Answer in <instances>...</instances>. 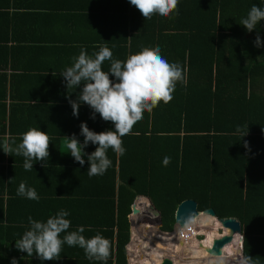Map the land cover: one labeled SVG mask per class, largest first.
I'll use <instances>...</instances> for the list:
<instances>
[{
	"label": "trees",
	"instance_id": "obj_1",
	"mask_svg": "<svg viewBox=\"0 0 264 264\" xmlns=\"http://www.w3.org/2000/svg\"><path fill=\"white\" fill-rule=\"evenodd\" d=\"M126 2L122 23L131 42L126 58L159 47L169 63L182 67L184 78L176 83L169 103L145 111L131 134L122 137V183H117L113 171L110 194L118 198H108L110 214L100 224L111 243L105 263L127 264L129 215L141 194L162 213L165 232L172 231L175 212L188 199L198 203L200 212L214 209L218 218L238 219L244 231L243 254L250 255L254 264H264V95L259 93L264 91V46L254 45L257 35L264 45V20L252 32L240 24L253 5L264 8V0H179L170 15L148 20L130 0ZM12 63L5 46H0V68H14ZM260 84L263 88H256ZM165 157H170L167 166ZM84 159V165L77 162V170L87 164V155ZM63 160L66 165L69 159ZM72 176L83 180L81 175ZM2 181L0 264H11L13 258L18 264H50L15 247L30 224L23 226L26 222L18 219L17 210L4 212L18 195ZM51 182L44 185L50 187ZM4 194L10 200L7 208ZM39 195L41 203L51 197Z\"/></svg>",
	"mask_w": 264,
	"mask_h": 264
},
{
	"label": "crops",
	"instance_id": "obj_2",
	"mask_svg": "<svg viewBox=\"0 0 264 264\" xmlns=\"http://www.w3.org/2000/svg\"><path fill=\"white\" fill-rule=\"evenodd\" d=\"M127 6L129 5L126 0H0V39L5 41L0 46H5L12 62H15L12 63L14 68L11 65L0 68V139L8 134L19 143L21 134L32 127L46 132L50 138L49 157L45 161H33L32 170L24 169L22 155L11 156L0 149L2 182L11 185L16 193L19 184L25 182L28 187L35 188L38 195L51 194L46 203L18 195L17 205L14 204L15 201L10 209L4 210L5 213L17 210L18 219L26 222L23 226L30 224L29 217L46 221L64 209L70 213L67 217L71 222L69 231L84 226L83 235L86 238L100 234L110 241L106 236V229L100 227V224L107 222L110 214L107 210L110 208L106 204L108 198H112V201H117L118 198L117 194H110V187L113 186V171L118 177L117 183H122L120 156L108 149L111 166L104 175L89 177L88 161L82 171L77 170V161L68 154L69 141L66 137L75 134L83 144L84 137L80 135L82 122H86L89 129L97 133L114 130L112 122L104 121L99 113H95V119L91 118L93 110L87 104H81L78 117L74 116L69 99L75 100L83 85L77 89H67L61 73L72 65L73 57H77L81 49L86 50L89 56H94L101 46H107L113 53V59H127L125 50L130 47L131 42L122 23ZM110 63L106 60L102 69L108 71ZM110 78L115 80L114 77ZM256 88L261 89L263 86L260 84ZM259 93L264 95L263 89ZM12 112L15 129L13 132L10 127ZM97 146L90 142L84 152L91 154ZM64 157L69 159L66 160V165ZM72 175H81L83 180ZM49 181H52L50 187L45 186ZM117 183L115 182L116 187L113 189L118 188ZM60 193L63 197L59 196ZM39 197L42 200L41 195ZM7 198L4 197V208L10 203ZM142 199L146 200L144 208L138 205ZM150 202V197L140 194L132 205V213L129 215L130 241L126 247L127 264H157L163 260V253L150 250L155 236L159 234L173 235L176 241L181 240L178 236L181 227L175 228L176 220L172 231H163L162 213L156 209L161 214L159 222L153 211V202ZM140 215L144 216L145 221L139 223ZM134 216L131 223L130 217ZM29 228L30 225L24 231ZM63 235L64 233L61 238ZM239 253L240 249L237 254H229L228 264H236ZM171 257L169 258L174 264L181 259H190L179 258L177 255ZM50 264L106 263L89 260L83 249L64 244L60 258L51 260ZM179 264L184 263L180 261Z\"/></svg>",
	"mask_w": 264,
	"mask_h": 264
},
{
	"label": "clouds",
	"instance_id": "obj_3",
	"mask_svg": "<svg viewBox=\"0 0 264 264\" xmlns=\"http://www.w3.org/2000/svg\"><path fill=\"white\" fill-rule=\"evenodd\" d=\"M178 2L179 0H130L131 5L140 11L145 20L151 19L153 15H170L177 10ZM262 20L264 8L253 5L240 24L248 32H252ZM254 45L264 46L259 35L256 36ZM112 57L113 53L107 46H101L94 56H89L86 50L81 49L79 55L73 57L72 65L61 73L67 89H77L83 85L77 98L69 99L74 116L78 117L81 104H87L93 110L91 118L95 119V113H99L104 121H110L114 125L115 130L97 133L90 130L86 122H82L80 135L84 137L83 144L75 134L66 137L69 141L68 154L75 161L84 165V156L87 155L89 177L102 176L111 166L112 162L107 156L108 149L119 156L124 155L122 137L131 134L134 125L143 118L145 111L151 112L161 102L169 103L173 99L176 83L184 78L182 67L177 63H169L161 55L159 47L144 48L138 53L130 54L124 61ZM106 60L111 62L108 71L102 69ZM246 135L247 133L243 137ZM90 142L98 146L91 154H86L84 148ZM49 144L47 133L35 127L22 133L19 143L8 134L0 139V149L5 154L24 157L25 170L33 169V161H45L49 157ZM244 147L249 148L247 141L244 142ZM169 163L170 157H165L163 164L167 166ZM17 195L29 200L40 199L35 188L28 187L25 182L19 184ZM69 215L67 210L61 209L46 221L29 217L30 228L22 238L15 241V247L27 256L35 253L40 260L51 261L60 258L62 246L67 244L83 249L89 260L106 262L111 254L110 241L100 234L86 238L83 235L84 226L69 231ZM228 260L222 249L219 255L212 253L208 264H228ZM11 264H18L16 258L12 259ZM236 264L254 262L250 255L245 256L241 252Z\"/></svg>",
	"mask_w": 264,
	"mask_h": 264
},
{
	"label": "water",
	"instance_id": "obj_4",
	"mask_svg": "<svg viewBox=\"0 0 264 264\" xmlns=\"http://www.w3.org/2000/svg\"><path fill=\"white\" fill-rule=\"evenodd\" d=\"M152 203V202H150ZM153 211L156 213L159 222L161 221V214L157 211L154 204H152ZM134 212V210H133ZM133 215V214H132ZM200 216H210L215 218L221 226L228 230L227 234L222 235L219 238H214L212 245L205 250L212 255V253H216L217 255L220 254L221 250L223 249L224 254L226 255L225 248L239 239L241 248L240 253H243V246H244V231L241 222L236 218H218L214 209H207L202 212L198 210V203L195 200L188 199L183 201L177 208L175 214L176 225L175 228H184L190 223L196 222ZM144 216L140 215L138 218V222H143ZM131 223L133 217H130ZM243 235V236H242ZM234 252V251H233ZM227 254L226 256H228ZM159 263L157 264H174L171 258L166 257L162 258ZM155 264V263H154Z\"/></svg>",
	"mask_w": 264,
	"mask_h": 264
},
{
	"label": "rangeland",
	"instance_id": "obj_5",
	"mask_svg": "<svg viewBox=\"0 0 264 264\" xmlns=\"http://www.w3.org/2000/svg\"><path fill=\"white\" fill-rule=\"evenodd\" d=\"M145 199H142L138 205L142 206L143 208L145 207ZM137 214H135L136 216ZM135 216L133 218H135ZM203 218L205 219V221L203 222ZM209 219V222H206V220ZM203 222V223H201ZM194 226L197 228L198 230V234L199 236L193 238L190 242H184L182 240H175L174 242H170L168 240H166V243L164 244V246H156V248H154L153 250L156 249V252L159 253H163L165 256L163 258L166 257H171V256H180L179 258L185 257V258H191L194 255L195 251H198V253L200 254L203 249H200V245H198V243L201 242H205L206 243V248L210 247L212 245V242L214 240V238H219L222 235H224V233L226 232L225 229L221 226V224L213 217H209V216H200L198 218V220L196 221V223L194 222ZM165 236V235H163ZM173 237V235H171ZM156 237V236H155ZM170 237V236H169ZM237 243V241H235ZM154 243H155V239H154ZM172 244V246L169 244ZM177 243V244H176ZM202 245V244H201ZM176 246H181V247H185L183 250H177ZM233 243L229 246H227L225 248L226 250V255L227 254H232L233 252L227 251L228 247H232ZM237 245H234L233 250L236 254L238 253V247H236ZM152 250V251H153ZM206 253H203L202 255L207 256L208 259H197V260H191V261H186L183 260L182 263L184 264H201V263H206L208 262L209 258L211 257V254H209L207 251H205ZM188 255V257H186ZM172 258V257H171Z\"/></svg>",
	"mask_w": 264,
	"mask_h": 264
},
{
	"label": "bare ground",
	"instance_id": "obj_6",
	"mask_svg": "<svg viewBox=\"0 0 264 264\" xmlns=\"http://www.w3.org/2000/svg\"><path fill=\"white\" fill-rule=\"evenodd\" d=\"M205 221V219L203 218V222ZM203 222H201V223H203ZM206 222H209V219H207L206 220ZM226 232L224 233V234H227V232H228V230H225ZM160 236V237H159ZM159 236L157 235L156 237H155V243L153 244V245H150V250L152 251L153 249H154V247L156 248V246H161V245H164L165 244V242H166V240L168 239V240H171L170 242H174L175 241V238L173 239V237L171 236V235H165V236H163V235H160L159 234ZM170 236V237H169ZM176 237V236H175ZM166 238V239H165ZM178 240V239H177ZM236 241H237V243L236 242H234L233 243V246L232 247H228L227 248V251H230V252H233L232 250H233V247H234V245H237L236 247H240L241 246V244H240V241H239V239H236ZM154 242V241H153ZM202 244V245H201ZM198 245H200V249L202 248L203 249V251L199 254L198 253V251H195L194 252V255L195 256H193V257H189L190 259H188V261H191V260H197V259H208V257L207 256H204V255H202L203 253H206L205 251V249H206V243L203 241V242H201V243H198ZM185 247H181V246H176V249L177 250H175V251H178V250H183ZM153 251H156V249L155 250H153ZM155 253V252H154ZM165 255H162V257H164ZM180 261H183L182 259L181 260H179V263H180ZM177 261L175 262V264H179Z\"/></svg>",
	"mask_w": 264,
	"mask_h": 264
},
{
	"label": "built area",
	"instance_id": "obj_7",
	"mask_svg": "<svg viewBox=\"0 0 264 264\" xmlns=\"http://www.w3.org/2000/svg\"><path fill=\"white\" fill-rule=\"evenodd\" d=\"M179 238L184 242H190L193 238L199 236L197 228L192 224H188L178 231Z\"/></svg>",
	"mask_w": 264,
	"mask_h": 264
}]
</instances>
